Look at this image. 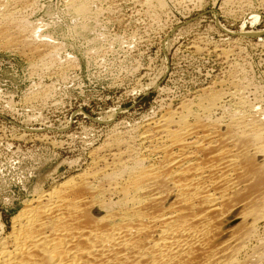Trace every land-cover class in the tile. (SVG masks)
<instances>
[{
	"label": "bare ground",
	"instance_id": "1",
	"mask_svg": "<svg viewBox=\"0 0 264 264\" xmlns=\"http://www.w3.org/2000/svg\"><path fill=\"white\" fill-rule=\"evenodd\" d=\"M91 1L68 0L82 18ZM36 2L0 0V44L46 65L52 45L15 17ZM238 80L115 124L83 169L37 186L10 225L0 211V264H264V109Z\"/></svg>",
	"mask_w": 264,
	"mask_h": 264
},
{
	"label": "rangeland",
	"instance_id": "2",
	"mask_svg": "<svg viewBox=\"0 0 264 264\" xmlns=\"http://www.w3.org/2000/svg\"><path fill=\"white\" fill-rule=\"evenodd\" d=\"M165 1L161 10L93 0L86 19L68 0H37L15 14L54 51L44 65L0 44V211L9 225L37 186L83 169L118 124L235 79L264 109V0Z\"/></svg>",
	"mask_w": 264,
	"mask_h": 264
}]
</instances>
